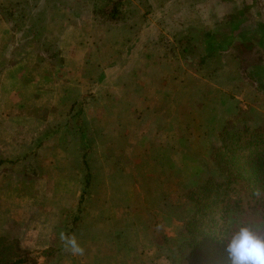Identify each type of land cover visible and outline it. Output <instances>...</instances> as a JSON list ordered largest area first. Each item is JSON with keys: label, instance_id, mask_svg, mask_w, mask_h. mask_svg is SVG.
Here are the masks:
<instances>
[{"label": "crops", "instance_id": "crops-1", "mask_svg": "<svg viewBox=\"0 0 264 264\" xmlns=\"http://www.w3.org/2000/svg\"><path fill=\"white\" fill-rule=\"evenodd\" d=\"M134 2L136 25L125 28L96 21L91 0H0V7L24 4L30 13L40 8L41 32L58 45L62 63L89 72L87 57H100L92 59L100 72H120L83 106L96 179H64V173L52 171L33 184L23 171L20 187L36 189L28 195L18 193L20 187L12 189L9 177L1 175L0 236L12 233L16 223L26 252L55 247L64 252L63 231L75 233L85 248L83 256H76L80 264H155L164 259V237L175 241L185 232L176 213L178 173L185 179L198 171L226 118L245 104L264 102V0ZM14 13L8 18L0 10V91H7L6 100L0 98V134L36 136V141L31 147L4 149L0 143V152L6 153L0 156V171L10 162L25 166L36 149L42 158L47 154L48 161L41 162L54 169L48 152L61 151L64 144L48 137L60 138L66 99L62 77L50 78L49 67L59 70L64 64L44 58L29 40L32 26L26 31L27 21ZM126 50L136 57L126 69L104 64ZM42 81H51V90L62 96H47L50 84ZM73 82L67 98L71 106L80 100L74 90L81 81ZM81 86L89 88L88 82ZM2 103H7L5 114ZM72 129L75 133L73 124Z\"/></svg>", "mask_w": 264, "mask_h": 264}, {"label": "trees", "instance_id": "trees-1", "mask_svg": "<svg viewBox=\"0 0 264 264\" xmlns=\"http://www.w3.org/2000/svg\"><path fill=\"white\" fill-rule=\"evenodd\" d=\"M16 7L1 6L0 10L11 18ZM138 15L132 0H97L93 9L96 21L112 27L132 28ZM205 60L202 58L198 65ZM237 121L233 116L218 133L210 150L211 170H201L194 185L180 195L179 204L189 212L184 237L179 245L164 237L161 247L171 264H230L225 245L232 234L241 226L264 221V197L253 194L257 188L264 191V127ZM3 162L0 160V164ZM87 179H91L89 172ZM42 253L52 258L57 249ZM36 262L21 248L17 235L9 232L0 236V264Z\"/></svg>", "mask_w": 264, "mask_h": 264}, {"label": "rangeland", "instance_id": "rangeland-1", "mask_svg": "<svg viewBox=\"0 0 264 264\" xmlns=\"http://www.w3.org/2000/svg\"><path fill=\"white\" fill-rule=\"evenodd\" d=\"M94 0H91V5L92 2ZM134 1V0H132ZM98 3H100L98 1ZM97 5V0L94 1L93 3V8H95ZM91 6V7H92ZM9 7H14V6H7L6 8ZM34 10L32 13H30V7L24 4H21V6H17L16 7V14L14 17H20L22 20H26L27 22H25L24 27L26 28V31H28V27L27 26H32V28H29L30 30H33V33L30 34V41L33 42V44L39 48L42 49L44 58H48L50 61H56V64H64V66H62V68L60 67L59 70L56 69L57 66L54 65V67H49V74H50V78L51 77H56L57 75H60L63 79L62 85H64L65 89H64V93H62V95L65 96L66 99V103L64 104L63 107L64 111L63 114L65 115V122L64 123H60L59 127L61 129L62 133H59V137L57 138L54 134H50L51 136H49L48 138H54L55 140H53V143H59V145L64 144V148H62V150H53V151H49L48 154L50 156L51 160V164H54V169H51V167L48 169L47 166L44 165V160L48 161V157L47 154L45 153V156L42 158L41 156V152L36 149L35 151L32 152V160L28 163H25V166L23 165L22 162H10L8 164H6L7 166H5L4 168H1L0 171V177L1 175H6V177H9V182L8 185L12 188L15 189L17 191V188L20 187V182L22 183V177H21V173L24 171L25 173V179H32V182L34 184L36 179H39L41 174L43 175H47L50 174L52 171H57L59 172V174L61 175L62 173H64V179H87V175L88 172L91 175V179H96V170L94 168V166H90V159L93 156V152L90 150V148L92 147V141H91V137L90 134H92V132L90 131V129L88 128V126L86 125V123H84L83 120V114H84V104L87 100V97H94V90H96V92H98L101 89H104V84L106 83H112V81L117 78L120 74V72L115 75V73L113 72V74H111L110 76H108V73L106 71L100 72V69L98 67H96L95 62H92L95 59L98 58L100 59V57H87V58H91V65H90V71L89 72H83V71H78L76 70V67H70L68 64L62 63V57L60 56V48L58 47V45L54 42H52L51 38L46 34V32L43 30V32H41V28L42 25L41 23H38L39 21V17H37L40 12L39 11V7H33ZM38 10H35L37 9ZM52 9L51 6H49V13L48 11L45 12L46 16H50V10ZM30 22V23H28ZM32 23V25H30ZM24 29V28H23ZM28 38V37H27ZM25 37V39H27ZM123 47L124 44H123ZM127 47V46H126ZM106 58H109L106 56ZM90 61V60H89ZM136 62V57L135 59H133L129 52L126 50L124 53L119 54V55H114L112 56L108 61L106 60L104 62V64H121V67H126L128 64L131 63H135ZM99 64V63H98ZM100 65V64H99ZM101 66V65H100ZM72 69H75L77 72H75V76L72 77ZM126 69V68H125ZM80 70V69H79ZM35 76V74H34ZM35 79L36 76L34 77ZM85 78V79H84ZM80 79L81 83H87L89 84V88H87V86L83 87L81 86V88H78V86L81 84L79 83V85L75 86V90L77 95L80 96V100H77L75 102L74 105L71 106V101H69L67 98L70 97V95H72V89H70V87L72 85H74V80ZM40 80V78H39ZM44 80V79H43ZM60 80V79H59ZM98 83V86L95 88L94 87V83L95 82ZM43 83H49L50 86V92L49 95H53L56 94L57 95H61V93L58 91L54 92V90L52 87H54V84H51V81H42ZM85 85V84H84ZM83 85V86H84ZM45 86V85H43ZM48 86V84H47ZM82 91H86L85 93H83ZM53 92V93H52ZM79 92V93H78ZM82 93V94H80ZM101 94L103 95L104 92L101 91ZM0 98L5 99L7 97V91L4 90V88H2V90L0 91ZM61 95V96H62ZM94 95V96H92ZM99 95V94H98ZM38 98H42V96H40L39 94L37 95ZM75 96V95H74ZM100 100H104V97H102ZM51 101V100H50ZM68 102V104H67ZM7 103H2L1 104V112L2 114L7 113L6 110H4V106ZM71 106V107H70ZM100 106L103 108L104 110V102L100 103ZM11 113V112H8ZM235 118H237V122L242 123L243 122H250L252 124H258L264 127V102H256V103H249V104H245L241 107V109L235 114L233 115ZM233 116H230L228 118L225 119V121H223L222 125L219 126L220 131L227 125L228 120L230 118H232ZM82 120V122H81ZM72 124L75 128V133H72L73 129H72ZM60 131V132H61ZM219 131V132H220ZM58 132V131H57ZM218 132V133H219ZM218 133H216L215 135V140L212 143V145L216 142L217 137H218ZM75 135V136H74ZM35 137L36 136H32V137H28V136H24V135H16L14 134V136L12 135H2L0 134V143L3 145L2 149H4L5 147L9 146V145H14V144H23L26 145V147H31V144L35 143ZM83 139H86L87 142H85ZM89 141V143H88ZM51 142V141H50ZM90 144V146H89ZM212 147V146H211ZM14 148V147H13ZM91 151V152H90ZM23 153V152H22ZM21 153V154H22ZM11 154V153H10ZM86 154V161L84 160V155ZM100 154V153H99ZM182 157H185L186 154L188 153H180ZM16 155H19L16 154ZM0 156H6V153L4 151L1 150L0 152ZM39 162H41L39 164ZM27 164V165H26ZM41 165V166H40ZM211 166V159H210V151H209V155L207 160H202V165L200 166V168L198 169V171L193 175L190 174V177L185 178V179H180V177L182 176V172L178 173V182L181 185H178V187L181 190V194L184 193L185 191L189 190V188H191L192 185H194L195 179L198 176V174L201 172V170L205 169L207 170H211L210 168ZM32 169H33V173H32ZM209 170V171H210ZM34 171H36L37 173H35ZM3 173V174H2ZM9 173V175H8ZM35 173V174H34ZM51 175V174H50ZM54 175V174H53ZM33 187V191H31L29 189V184L23 185L21 186V190L17 191L18 193H22L23 194L27 193L28 195H30L31 193L35 192V186ZM87 192V191H86ZM180 194V195H181ZM176 213L177 215L180 217V220L183 221L184 223V227H185V220L187 218V216L189 215V212L187 210V208L185 207V205L183 204H178L177 208H176ZM264 226V221L262 223H259L258 221H255V224L251 225V226ZM17 224L14 223V227L12 230V233L14 235L17 234ZM185 230V229H184ZM70 231V230H69ZM185 234V232H184ZM184 234L181 235L180 237H177L175 239V241L171 240L173 242L174 245H179V243L181 242V240L184 237ZM262 235H264V233H262ZM55 247V245H54ZM55 249H57L55 247ZM30 258L31 259H35L37 262L35 264H80L77 262V257L71 255L70 253L67 252H58L56 253L55 257H46L44 254L42 253L44 250L46 249H42V248H35V249H26ZM29 250V251H28ZM60 250V249H59ZM162 252V251H161ZM163 256L164 252H162ZM62 256V257H61ZM166 258V257H165ZM164 258V259H165ZM159 259V262H156L155 264H171L170 261H168L167 259ZM64 261V262H63Z\"/></svg>", "mask_w": 264, "mask_h": 264}, {"label": "clouds", "instance_id": "clouds-1", "mask_svg": "<svg viewBox=\"0 0 264 264\" xmlns=\"http://www.w3.org/2000/svg\"><path fill=\"white\" fill-rule=\"evenodd\" d=\"M256 197H264V191L257 188L253 193ZM264 226L244 225L234 232L225 245L230 264H264ZM59 240L65 252L73 256H83L85 248L78 241L75 233L63 231Z\"/></svg>", "mask_w": 264, "mask_h": 264}]
</instances>
